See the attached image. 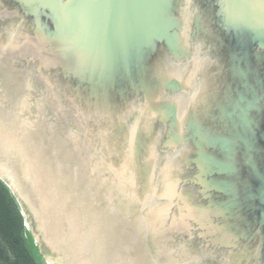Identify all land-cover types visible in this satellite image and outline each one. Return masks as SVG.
I'll list each match as a JSON object with an SVG mask.
<instances>
[{
	"label": "water",
	"instance_id": "obj_1",
	"mask_svg": "<svg viewBox=\"0 0 264 264\" xmlns=\"http://www.w3.org/2000/svg\"><path fill=\"white\" fill-rule=\"evenodd\" d=\"M0 174L52 264H264V0H0Z\"/></svg>",
	"mask_w": 264,
	"mask_h": 264
},
{
	"label": "trees",
	"instance_id": "obj_2",
	"mask_svg": "<svg viewBox=\"0 0 264 264\" xmlns=\"http://www.w3.org/2000/svg\"><path fill=\"white\" fill-rule=\"evenodd\" d=\"M0 264H40L27 238L22 208L0 177Z\"/></svg>",
	"mask_w": 264,
	"mask_h": 264
},
{
	"label": "rangeland",
	"instance_id": "obj_3",
	"mask_svg": "<svg viewBox=\"0 0 264 264\" xmlns=\"http://www.w3.org/2000/svg\"><path fill=\"white\" fill-rule=\"evenodd\" d=\"M0 176H1V174H0ZM19 202L21 204L22 212H23V215L25 217V225L27 227V238H28L29 246L31 247L34 255L39 260L40 264H52V258L44 260V255H45V250H46V246H45L44 242L41 240L35 239L33 236V232H32V229H31V226H30L27 214H26V210H25L26 201L21 202L19 199Z\"/></svg>",
	"mask_w": 264,
	"mask_h": 264
},
{
	"label": "bare ground",
	"instance_id": "obj_4",
	"mask_svg": "<svg viewBox=\"0 0 264 264\" xmlns=\"http://www.w3.org/2000/svg\"><path fill=\"white\" fill-rule=\"evenodd\" d=\"M10 186L12 187V184H10ZM9 186V187H10ZM13 188V187H12ZM12 191H13V193L15 194V192H14V190L12 189ZM15 196H16V194H15ZM17 198V197H16ZM18 200V202H19V199H17ZM21 202H24L23 200H20ZM19 204H20V202H19ZM20 206H21V204H20ZM22 208V207H21Z\"/></svg>",
	"mask_w": 264,
	"mask_h": 264
}]
</instances>
